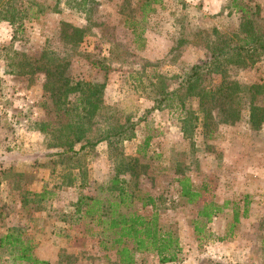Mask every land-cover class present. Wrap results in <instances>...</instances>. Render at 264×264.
Returning <instances> with one entry per match:
<instances>
[{"label": "rangeland", "instance_id": "1", "mask_svg": "<svg viewBox=\"0 0 264 264\" xmlns=\"http://www.w3.org/2000/svg\"><path fill=\"white\" fill-rule=\"evenodd\" d=\"M241 22L263 31L264 0H0V237L18 235L48 264H118L113 250L99 247L100 229L83 232L73 211L80 196L101 198L115 166L136 158V177L117 176L139 197H153L158 222L174 232L179 250L166 263L154 252H135L132 264H264V126H249V92H240L234 122L213 110L209 133L193 97L170 95L146 112L155 90L174 88L218 41L235 43ZM66 25L82 29L79 42L62 39ZM41 55L48 66L59 62L70 85L102 83L100 107L83 123L85 137L95 140L130 122L131 137L110 146L101 140L71 159L58 155L60 148L49 145L55 135L38 129L41 120H56L55 96L43 91L42 72L24 73L26 62L42 64ZM244 63L227 67L225 78L264 83V49ZM218 80L208 75L202 86L214 88ZM255 101L264 106V89ZM181 177L203 185L197 202L179 196L173 178ZM42 190L44 196L35 195ZM141 198L132 197L134 207ZM210 198L221 210L204 222L196 212ZM150 211L148 205L138 212ZM17 254L0 246V264H21Z\"/></svg>", "mask_w": 264, "mask_h": 264}, {"label": "trees", "instance_id": "2", "mask_svg": "<svg viewBox=\"0 0 264 264\" xmlns=\"http://www.w3.org/2000/svg\"><path fill=\"white\" fill-rule=\"evenodd\" d=\"M154 1V0H153ZM147 3V1L145 2ZM11 21V20H10ZM12 22V21H11ZM240 30L243 33L236 42L231 39H222L212 47V51L205 60L193 63L179 77L177 85L171 90H155L151 98L153 105L146 110L157 109L161 103L168 99V96L175 95L179 99L184 97H193L197 100V109L201 114L202 126L206 133H209V119L213 110L221 113L222 122L232 123L239 117V94L242 91L249 92L248 116L247 121L250 128L257 129L264 126V106L256 104V97L263 92L264 83H253L249 85H240L238 82L225 78L227 67L243 66L245 60H250L257 51L264 49V30L256 31L248 25L241 22ZM70 29L67 33L62 31V39L69 43H77L82 36V29L66 25ZM44 55L39 60L42 64L31 66L32 63L26 62L25 66L29 70L24 73H35L40 71L44 74L42 84L43 91L49 92L53 100L52 111L56 120H41L39 131L51 133L49 143L52 147L60 148L58 155H64L71 159L86 147H92L97 142L104 140L108 146L115 140L123 137L130 138L131 133H126L133 128L135 123L119 125L109 132L95 140H89L85 137L86 128L83 123L88 122L100 107L102 83L96 81L81 80L73 84L68 83V78L61 75L62 70L57 61L53 65L44 62ZM37 60V62H40ZM208 75L219 76V80L214 88H204L203 79ZM76 94L73 101L67 102L66 98ZM64 124L61 119H66ZM59 124V125H58ZM52 125V126H51ZM147 143V140L146 142ZM78 145L75 149V145ZM136 158H129L119 166H115V175L110 179L108 186H100V191L104 190V195L98 196H80L74 206L75 217L82 223V231L93 233V227L99 228L98 245L102 250H113L114 257L118 264H132L134 262V253L154 252L158 257V262H172L177 258L178 246L177 237L173 231L163 229V224L158 222L156 205L152 196L144 194L139 197L134 190H128L126 179L118 178L119 173H128L129 177H136L134 164ZM178 184V194L189 204L197 202L202 197L203 185L197 187L189 182L187 177L173 178ZM45 190L35 194L38 197L44 196ZM136 193V195H135ZM141 198L139 208L150 206L149 214L139 213V208L133 206L131 199ZM225 205V204H224ZM124 209V210H122ZM221 206L210 199H201L199 209L196 212L197 217L204 219V222L210 220L212 216L220 212ZM236 213V212H235ZM233 213V220L237 217ZM243 215L245 209H243ZM87 219V220H86ZM75 224V223H74ZM192 229L194 235L201 231L198 223L193 220ZM9 245L16 248L18 254L15 258L21 264H48L45 260L34 257L30 252V246L17 235L6 233L0 237V246Z\"/></svg>", "mask_w": 264, "mask_h": 264}]
</instances>
